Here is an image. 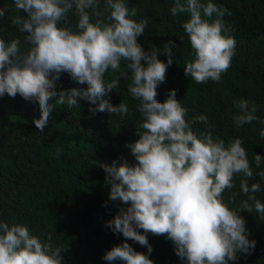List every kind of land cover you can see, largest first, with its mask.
<instances>
[{
    "label": "clouds",
    "instance_id": "clouds-1",
    "mask_svg": "<svg viewBox=\"0 0 264 264\" xmlns=\"http://www.w3.org/2000/svg\"><path fill=\"white\" fill-rule=\"evenodd\" d=\"M12 7L17 14L11 17V25L25 34L28 47L22 50L20 40L0 38V97L19 94L38 103L40 116L34 123L40 132L58 105L71 109L79 107L80 101H87L93 114L107 111L128 117V104L113 105L108 97L121 77H130L127 90L138 101L141 116L136 124L139 139L126 145L134 162L121 157L100 164L105 184L110 185L104 207L118 202V211L104 226L115 235L122 234L124 241L102 259L110 264H154L149 233L172 241L185 264H229L241 253L251 255L256 241L249 239L240 212L259 213L264 220V202L255 195L260 184L248 183L254 173L242 139L230 138L226 144L211 131L197 134L193 125H208V117L202 114L188 120V109L176 98V89L163 102L157 99L158 85L166 80L173 62L174 42L169 40L162 50L151 45L146 51L138 37L145 33L147 20L134 19L137 11L130 10L126 0H14L12 6L0 7V18ZM171 13L189 17L182 26L193 56L185 63V76L197 84L219 83L236 48L223 20L226 13L231 14L229 9L212 0H175ZM69 14L77 18L75 29ZM161 52L167 62L159 58ZM109 69L119 72V78L106 82ZM64 73L78 86L58 90ZM233 103L238 110L232 116L236 128L253 121L264 124L256 115L255 102ZM259 136L264 138V128ZM55 155H61L60 148ZM254 163L260 167L261 155L255 154ZM256 175L264 178V171ZM237 176L242 177L239 188L247 199L232 208L223 194L235 187ZM236 195L232 192V202ZM51 239L49 234L48 242L41 241L24 224L0 222V264H62L61 252L68 246L53 247ZM129 240L146 246L147 254L137 251Z\"/></svg>",
    "mask_w": 264,
    "mask_h": 264
},
{
    "label": "trees",
    "instance_id": "trees-1",
    "mask_svg": "<svg viewBox=\"0 0 264 264\" xmlns=\"http://www.w3.org/2000/svg\"><path fill=\"white\" fill-rule=\"evenodd\" d=\"M212 2L231 13H226L223 20L225 28L231 30L226 35L236 41L235 54L219 83L209 80L197 84L184 73L186 61L193 56L182 26L188 15H172L175 0H126L129 9L137 11L134 19L147 20L145 33L138 37L146 51L151 45L162 50L169 40L174 42L173 62L167 69L166 80L158 85L157 99L163 102L170 90L176 89V98L188 109V120L202 114L208 117V125H193L197 134L211 131L214 138L224 139L226 144L230 138H241L254 173L248 183L260 184L261 190L255 195L264 202V178L256 175L264 171V138L259 136L264 124L253 121L236 128L232 120L238 113L233 101L239 99H247L250 104L255 102L256 115L264 120V0ZM12 4L14 0H0V7ZM16 14L12 7L10 12H5V18H0V38L7 42L18 39L21 49L26 50L25 34L11 25L10 19ZM20 14L26 15L23 10ZM76 19L74 14H69V23L74 29ZM159 58L167 62L164 53ZM118 78L119 72L111 69L105 74L106 82ZM129 83L130 77L128 80L121 77L108 97L113 105L122 101L128 104V117L107 111L93 114L90 104L80 101L79 107L71 109L58 105L43 132L34 123L40 116L38 103L26 101L19 94L15 98L0 97V222L24 224L43 242H48L51 234L53 247L68 246L67 251L61 252L62 264H110L102 259L103 255L124 241L122 234L115 235L104 226L118 211V202H109V207H104L110 185L105 184L106 173L100 164H110L121 157L134 162L126 145L139 139L136 124L141 122V116L137 111L138 101L127 90ZM73 86L78 85L66 73L57 82L58 90ZM57 148L61 149L58 158ZM255 154L262 157L259 168L254 163ZM241 178L237 176L235 187L223 194L229 207L239 208L247 199L239 188ZM232 192L237 194L234 202ZM240 215L245 218L249 239L256 241V247L251 255L241 253L237 261L229 264H264V220L259 213L246 210ZM148 240L153 246L150 259L154 264H185L166 236L149 233ZM128 242L147 254L146 246Z\"/></svg>",
    "mask_w": 264,
    "mask_h": 264
}]
</instances>
